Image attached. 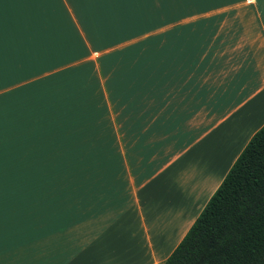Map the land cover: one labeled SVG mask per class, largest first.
Here are the masks:
<instances>
[{
    "label": "crops",
    "instance_id": "0c3cea01",
    "mask_svg": "<svg viewBox=\"0 0 264 264\" xmlns=\"http://www.w3.org/2000/svg\"><path fill=\"white\" fill-rule=\"evenodd\" d=\"M264 126V0H0V264H160Z\"/></svg>",
    "mask_w": 264,
    "mask_h": 264
},
{
    "label": "trees",
    "instance_id": "16d2710c",
    "mask_svg": "<svg viewBox=\"0 0 264 264\" xmlns=\"http://www.w3.org/2000/svg\"><path fill=\"white\" fill-rule=\"evenodd\" d=\"M160 264H264V126Z\"/></svg>",
    "mask_w": 264,
    "mask_h": 264
}]
</instances>
